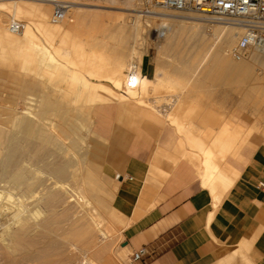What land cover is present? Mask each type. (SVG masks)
Here are the masks:
<instances>
[{"label": "rangeland", "instance_id": "rangeland-1", "mask_svg": "<svg viewBox=\"0 0 264 264\" xmlns=\"http://www.w3.org/2000/svg\"><path fill=\"white\" fill-rule=\"evenodd\" d=\"M49 3L50 6L47 5V7L50 9H48V17L49 20H51L50 23L57 25H60L61 23V25H65V20H70L68 22L73 20L71 11L67 14V11L73 7L80 8L79 12H89L91 10L90 12H95L93 13L94 16L97 12L96 17L91 18L90 16V19L89 17H86L87 13L85 14L81 12L80 15H85L83 18L86 17V20L85 22H80L75 31L77 33L79 31V34L83 37L84 41L87 40L86 42H88L90 40L89 43H96L95 48L98 50L94 49V53L97 55L100 54L101 57L109 61L114 57V52L123 47L125 52L123 56L125 67L126 65L129 66L130 64L135 63L138 68V75L140 76L141 67L142 65H145L143 73L151 77L152 80H154V83L159 82L163 84V92L161 91V94L172 96V98L178 95L185 99V101H195L199 106L200 111L203 114L210 116V126L217 129L222 123L227 122L232 125H238L241 128V134L246 138L244 143L247 142V146L252 152L256 149H264V89H261V80L259 79V77L262 78L264 75V57L255 58L252 52L253 50H251L248 57L244 59L242 63L245 64L244 67L247 72L245 71L241 74L233 73L235 75L232 74L231 77H228V80L223 73H217L216 64L214 65L215 59L213 60L212 56L204 58V53L206 52L208 45L212 42V37L208 36V33H215V31L219 30L221 27L220 25L226 24L218 21H208L206 19L209 17L201 13L174 11L163 9L158 6H150L147 4L146 0H52V2ZM59 5L63 7L65 20L54 23L52 21V16ZM90 12L88 14H90ZM99 16L100 18H98ZM162 18L165 19L160 20ZM199 18L201 20L199 23L194 24L188 22V20L195 21ZM12 20L13 17L11 14H6L4 24L7 25V23ZM16 20L21 21L26 27L27 22L24 19ZM161 23L167 24V26H160ZM80 24L82 27H79ZM80 31H82V33ZM234 32H236V36H229L231 40H229L230 43L228 42L230 47L226 48V52L224 53V56H226L227 59H229L227 54L229 49L234 46L241 35L240 30L235 29ZM36 37L41 46L47 47L40 35L38 36L37 34ZM224 38L225 37H223L222 40ZM224 40L219 46H222L226 42V39ZM29 44L30 43L23 45V49L22 46L18 50L15 49V51H13L15 53L12 52L10 53L11 55L0 49V130L7 135L11 129L17 138H20L21 136L20 128L25 117V119L30 118L33 121L37 120L35 115L38 116L41 112V103L39 102L41 100H39L38 97L41 96L43 92H46V89H85L80 82H74V80L71 79L72 72H74L73 74L77 73L76 75H81L82 77L85 76L84 78L87 80L89 79L84 73L75 70L73 67L71 68V65L68 67L69 64L66 63L65 57L69 52L66 49L57 50L55 47H48V51L50 54L52 53V58H56L54 59L56 60V68H59L57 71L55 70L57 76H54L56 79L53 80L54 76L49 77V79L48 76L46 77V74H44V68L46 66L45 60L41 57L40 52L37 51L36 53L33 45ZM120 44H123V46ZM27 48L33 50L32 57H35V60L31 57V62L34 61L33 63H31L29 59V61L24 60L26 59L24 58V55L26 57L28 52ZM16 50L18 51L17 53ZM95 50H97V52H95ZM20 53H22V55ZM70 69H72L71 72ZM66 70L67 74L66 72L64 74V71ZM58 71H60V74ZM218 74L222 76H219ZM79 76L78 78L81 77ZM57 78L59 79L57 80ZM57 81H60V83L62 82L61 85ZM56 82L57 84L55 85ZM75 83L77 85H75ZM104 83L107 85L106 82H103V84ZM99 93H101L100 95L102 96L107 94L103 89H100ZM62 95L63 94L60 93L59 97ZM107 102L108 104L103 105L104 109L116 104L115 102L117 101L109 99ZM141 103L142 102H138L135 104L163 115L172 127H174L172 119L169 116L165 117L166 112H170L174 107L169 106L167 103L166 104L169 107L165 104L162 105V103H145L144 105ZM149 104H151V106ZM60 105H62V103L59 104L57 108L58 110L55 112L45 113L44 121L41 120L43 122H39V125L47 124V126L40 125L43 130L47 127L46 135H50L51 137V134L54 135L55 133V137L52 138L55 139L53 141L58 144V146L54 145L55 143H52V145L47 144L49 145L48 147L44 143L47 146L46 147L43 145V139L41 143L40 137L36 136L35 138L38 147L34 150V153H32L31 156L34 157L35 155L43 154V152H48L51 154L48 160L53 161L54 159H57L58 162L68 163V174L63 181V184L66 185L70 193H66L67 195L65 196L67 197L70 195L72 201L69 202V206L65 204H60V206L55 205L56 211L54 210V213L48 212L47 209L49 208V203L43 201V199L47 196L45 187L50 186L49 180L51 178L45 175L44 171L40 168L34 166L31 167V157L21 165L29 171H36L35 173L33 172L32 175H29V182L42 180L43 183L44 180L46 181V179H48L45 183L48 186H45L44 184L45 187H41L43 184L38 181L41 185H39V188L36 186L34 189L35 191L33 190V192L21 195L20 189L10 188L9 183L0 180V191L6 196L2 201V205L10 207L16 198L24 204L25 210H27L30 215L26 211L23 215L28 217V222L31 228L30 240L32 242L34 241L32 247L29 248L30 250L24 248V251H22L23 249L20 251V249H18L14 251L15 254L13 253L11 255L0 249V264H82L84 261L97 263L96 261L98 260H95L92 257L93 254L91 250L80 246L78 243L77 245H68L67 242H64L63 239L57 237L51 231L40 227L43 221L48 219L49 216L55 218V221L58 219V221L66 224V221L70 218L73 211L78 217L77 218L74 215V221L77 222V219H79L77 223L86 222L85 218L83 220L84 215L88 221L89 218H91L90 215L99 217L101 224L99 227H101V230L104 229L103 231L105 233L107 231L106 234L108 235L105 240L106 242L104 240L103 242L109 245L106 246L108 247L107 251L109 252H106V256H110L109 258L111 261L108 262L109 264H133L134 262L131 260L132 251L127 248L123 249L125 246L122 245L124 239L122 236L124 224L118 217L117 213L110 207V188L112 187L113 181L108 180L101 172V159L98 157V154L100 153L101 146L104 145V140L98 135L96 126L100 113V109L98 112L99 104L86 102L79 98L75 93L69 97L68 104H63L65 105L64 109L63 106H61V109ZM161 106H166L168 109L166 108L164 112L161 111V109H156V107ZM154 108L155 110H153ZM71 111L72 114L69 113ZM64 112L68 113V116H66L67 113H65L67 118H63L67 123L65 125V127H67V132L70 131L68 134L66 133L68 138L66 135L64 137L63 135L61 136L58 129H56L55 132V130L51 128L52 125L56 127V125L59 124L58 121L61 120L58 119ZM194 123L200 129L205 125L199 120H194ZM68 124L71 126L68 127ZM70 133H72L71 136ZM58 136L60 139H58ZM182 139H184V135H182ZM55 146H57V148H55ZM3 147L4 146L0 149V161L3 158ZM187 150L189 152L191 149L187 146ZM189 159H191L194 166L198 165V157L190 156ZM199 178L201 179L200 176ZM52 182H54V180L50 183ZM88 183L91 186L88 185V187ZM42 188H45V191ZM42 193L45 194L42 195ZM80 196H84L85 199L89 200L90 205L88 208L89 210H91V207L95 208L94 210H91L94 214L91 212L90 214L86 213V211L84 212V209L82 210L79 208L81 200ZM96 197L98 198L95 199ZM93 198L94 200H101L104 203L99 205L98 201H94ZM33 204L34 206L36 204L38 208L35 206L36 209H33ZM31 208L32 210L30 211ZM68 208L71 214L68 213V215H63V209ZM77 211L79 213H77ZM64 218L66 219L64 220ZM2 221L3 219L1 218L0 235L2 233H7L10 230H14L17 227V223L14 220L11 221V219H9L6 222H4V220V223ZM33 245L35 247H33ZM17 248L18 247H16V249ZM98 262L99 264H104L103 261Z\"/></svg>", "mask_w": 264, "mask_h": 264}, {"label": "crops", "instance_id": "crops-1", "mask_svg": "<svg viewBox=\"0 0 264 264\" xmlns=\"http://www.w3.org/2000/svg\"><path fill=\"white\" fill-rule=\"evenodd\" d=\"M144 67L141 73L154 81ZM180 99L169 113L182 119L185 132L133 102L105 109L108 102L99 103L96 126L104 145L98 157L113 181L110 207L124 224L122 245L132 253L146 249L133 264H264V191L256 188L264 182V149L252 152L244 141L224 156L213 184L204 183L199 162L189 159L199 151L190 145L207 147L219 128L195 101Z\"/></svg>", "mask_w": 264, "mask_h": 264}, {"label": "bare ground", "instance_id": "bare-ground-1", "mask_svg": "<svg viewBox=\"0 0 264 264\" xmlns=\"http://www.w3.org/2000/svg\"><path fill=\"white\" fill-rule=\"evenodd\" d=\"M46 1H48V2H46ZM46 1H44V0L43 1H41V0H38V1H35V0H0V49L2 51H5V53H9V55H11L10 53L15 51V49L18 50L21 46L23 49V45L30 43L31 45H33V48L36 51V53H37V51L40 52L41 57H43V59L45 60L46 66L44 68V74H46V77L48 76V78L53 77L54 75L57 76L56 71L59 68H56V65H55L56 60H54L56 58H54V59L52 58V56H51L52 53L50 54V52L48 51L47 48L48 47L49 48L55 47L57 50L66 49L69 52V54H67V56L65 57L66 63L69 64L68 67H70V65H71V68L73 67L75 70H78V71L84 73L89 79L87 80L84 78L85 76L82 77L80 75L81 76L80 77L79 75H76L77 74L76 72H75L76 74H73L74 72H72L71 79H73L74 82H76V81L80 82V84H82V86L85 89H46L47 91L43 92V94L38 97V99L41 100V101H39L41 103V106H40L41 112H40V114L38 113L39 114L38 116L35 115L37 120L33 121L30 118L25 119L26 117L23 119V122H22L21 128H20V134H21L20 138H17L11 129L9 130L7 135H6V133H4L3 131L0 130V149L2 146H4L3 147V149H4L3 158L0 161V180L3 182L9 183L10 188L20 189L21 195H25V194H28L30 192H33V190L35 189L36 186H38V188H39V185H40L39 182L42 183V180H40V181L38 180L39 182L37 180L29 182V179H30L29 175H32L34 170L29 171L26 168H23L21 166L23 162H25L28 158L31 157V159H32L31 167L34 166L36 168H40L42 171H44L45 175H47L49 178H51L49 180L50 186L45 184L48 179H46V181L44 180L42 183L43 185L42 186L40 185V186L43 187L44 184H45V186H48V187L44 186L46 188V195L47 196L43 199V201H46L49 203V208L47 209L48 212L54 213L56 211L55 205L56 206H58V205L60 206V204L68 205L69 202H71L72 200L70 199L71 198L70 195L67 197L65 196V195L70 194V193H69V190L66 187V185L63 184V181L65 180V178L67 177V174H68V163H66V162L61 163L60 161L58 162L57 159H54L53 161L48 160L49 157L51 156V154L48 152H45V153L43 152V154H39V155L34 154L35 155L34 157L31 156L32 153H34V150L38 147L37 143H36V138H35L36 136L40 137L41 143H42V139H43V145H45V144L46 145L47 144L52 145V143H55L53 141L55 139L52 138V137H55L54 136L55 133L53 132L54 135L51 134L52 136L50 137V135H46L47 134V132H46L47 127H45V129H44L45 132L42 129V127H40V125L41 126H43V125L47 126V124L46 125L45 124L39 125V122L44 121V114L45 113L55 112L56 110H58L57 108H58L60 103H62V105H60V107L63 106V109H64L65 105H63V104H65V103L68 104L69 103V97L75 93L78 95L79 98H81V99H83L86 102H89L91 104H99V103L107 102V100H109V99L110 100L114 99L115 101H117L119 103L142 102L144 105L145 103H152V101H153V103H162V105L165 104L166 106H168L167 104H169V106L174 107V105H176V103H179V101L181 100L180 99L181 97L176 95L177 97L175 96L174 98H172V96H165V95L161 94L160 92L161 91L163 92V84L159 83V82L154 83L153 81L148 80V78H146L142 73L139 76L138 75V68H137V65L135 63H132L129 66L126 65V67H125L124 60H123V56H124L125 52H124L123 47H122V49H117L114 52V57L109 61L106 60L105 58L101 57L100 54L97 55L96 53H94L93 50L97 49V48H95L96 43H93V42L89 43L90 40L88 42H86L87 40L84 41L83 37L79 34V31H78V33L75 31H76V28L80 22H85L86 17H89V19H90V16H91V18H95L97 15V12H96V15L94 16L93 13H95V12H90L91 10L89 11L90 14H88L89 12L81 11L85 14L87 13L86 17L83 18L85 15L84 16L80 15V13H81V12H79L80 8L78 9L77 7L76 8L73 7V8H71L72 10L70 9L67 11V14H69V12L71 11L72 18H73V20L71 22H68L70 20H65V15H64V20L66 23L65 25H61L62 23L60 25L52 24V23H50L51 20H49V17H48V9L49 8L47 7V5L50 4L49 2H52V0H46ZM75 4H77V3H75ZM77 5H80V4H77ZM60 7H62V6H60ZM92 11H94V10H92ZM91 13H92V15H91ZM6 14H11V16L13 17V20L24 19L27 22L26 27L24 26V30H23L22 34L21 33L13 34L10 32L9 24L11 21H9L7 23V25L4 24L5 23L4 18H5ZM92 16H94V17H92ZM98 18H100V16ZM66 19H67V15H66ZM136 19H138V18H136ZM163 19H165V18H162L160 20H163ZM64 20H62V21H64ZM93 20H95V19H93ZM132 20H133V18H132ZM206 20L212 21L208 18ZM200 21H201L200 18L196 19L195 21L194 20L193 21L188 20V22H191L194 24L199 23ZM88 24H90V23H88ZM135 24H136V22H135ZM224 24H226V23H224ZM165 25L167 26V24H163V23L160 24V26H163V27ZM197 26H196V28H197ZM220 26L221 27L219 28V30L215 31V33H210V32L208 33L207 32L208 36L212 37V42L208 45L206 52L204 51L205 52L204 58H206L207 56H210V57L212 56L213 60L215 59V62H217V63L214 62V65L216 64L217 73L218 72L221 74L223 73V75H225V77L228 80V77H231V75L233 73H238V74L240 73L241 74V73L246 71V69L244 67L245 64H242L244 60L237 61V60H234L230 56V50L232 47L229 49V51L227 53L229 56V59H227V57L224 56L225 55L224 53L226 52V48L230 47L229 46V43H230L229 42V40H230L229 36L230 37L236 36L237 31L234 32L235 29L240 30L241 34H242V30L239 29L238 27L232 25V24H226V25H220ZM79 27H82L81 24ZM191 28H193V27H191ZM189 30H192V29H189ZM193 31H194V29H193ZM80 32L82 33V31H80ZM194 33H195V31H194ZM37 34H38V36L39 35L41 36V38L43 39V41L47 47H43L39 44V41L36 37ZM84 35H86V34H84ZM223 37H225L224 39H226V42L222 46L221 45L219 46V44H221V42L224 40V39L222 40ZM190 39H191V37H190ZM202 40H203V38H202ZM198 43H200V42H198ZM123 44H120V45L123 46ZM119 47H121V46H119ZM17 50H16V53L18 52ZM97 50H95V52H97ZM20 51H22V50H20ZM27 51H26L27 54L24 52L26 54V57L24 55V58H26L24 60L29 59L30 62H31L32 58H33V60H35L34 59L35 57H32L33 56V50L28 49ZM213 51H214V53H213ZM252 52H253L255 58L264 57V47L254 48ZM13 53H15V52H13ZM22 53H20V54L22 55ZM34 55H35V52H34ZM12 56H13V54H12ZM58 59H60V58H58ZM33 62L34 61H32L31 63H33ZM31 63H30V65H31ZM71 70L72 69H70V72H71ZM65 72L67 74V70L64 71V74H65ZM58 73L60 74V71H58ZM61 74H62V72H61ZM244 74H247V73H244ZM233 75H235V74H233ZM68 76H70V75H68ZM78 76L80 78H78ZM219 76H222V75H219ZM55 79L56 78L54 76L53 80H55ZM58 79L59 78H57V80ZM259 79L261 80L260 81L261 82V89H264V75L262 78L259 77ZM57 82L60 83V81H57ZM57 82L55 83V85L57 84ZM103 82H106L107 85H105V83L103 84ZM61 83H60V85H61ZM70 84H72V83H70ZM75 85H77V84L75 83ZM172 85H174V84H172ZM72 87H75V86H72ZM100 89H103L104 91H106L107 94H105L104 96L100 95L101 94V93H99ZM60 93L63 94L61 97H59ZM63 102H65V103H63ZM187 104H188V102H187ZM149 105L151 106V104H149ZM61 109H62V107H61ZM66 109H65V111H66ZM153 110H155V108ZM65 113H67V112H64L63 115L61 114V117H59L58 120H61V121H58L59 124H57L56 127L54 125L51 126V128L53 130H55V132H56V129H58L61 136L63 135V137L66 135V133L68 134L70 132V131L67 132V127H65V125L67 123L63 118L68 116V113H67V115ZM69 113L72 114V111ZM186 113H188V111H186ZM167 116H169L172 119V122L174 124L178 125L179 130H181L182 132L184 131V128H185L184 123H183L182 119L181 120L179 119L178 115L166 112L165 117H167ZM41 120H43V121H41ZM82 122H83V120H82ZM70 126L71 125L68 124V127H70ZM240 129L241 128L238 125L224 124L223 123L219 127L217 132L214 131L215 134L212 136V139L210 138V141L207 144L208 146L207 147L204 146L205 148H202L201 145H198L199 143L195 144L194 142H192L190 140L192 142V145H190V146H192V148H197L199 151L197 154V150H196L195 151L196 153L194 152L196 155L195 154L194 155H195V157H198V159H199L198 162L200 165V167H199L200 169H198V170H201V173H202V176L204 179V183L213 184L212 177H213L214 173L216 171H218L223 166L222 161H224V156L227 155L228 153H231V152L235 153L238 150V148L241 146V144L246 140V138L241 134ZM193 130H190L191 133H193L192 132ZM49 131H51V130H49ZM188 132H189V130H188ZM200 133H202V132H200ZM71 134L72 133H70V136H71ZM208 135H206V136H208ZM198 136H199V134H198ZM66 137H67V135H66ZM190 137H192V136H190ZM58 139H60L59 136H58ZM193 141H194V139H193ZM59 144H60V142H59ZM49 145H47V146L49 147ZM54 145L58 146V144H56V143ZM57 146H55V148H57ZM58 148H60V147H58ZM41 149H43V148H41ZM53 150H55V149H53ZM66 150H67V148H66ZM49 151H50V149H49ZM192 152H193V150H192ZM199 154H200V156H199ZM52 180H54V182L50 183ZM47 184H48V182H47ZM88 185H90V184L88 183L87 186ZM45 188H42V189L44 190ZM90 193H91V191H90ZM43 194H45V193H42V195ZM93 196H96V195H93ZM5 198H6V196L2 194V191H0V217L3 219V221L5 220L4 222H6L9 219H11V221L14 220L17 223V227L14 230H10L9 232L2 233L0 235V243H1L0 249L4 250V252L11 255L14 253V251H16L18 249H20V251L23 249L22 251H24L25 250L24 248H26V250L31 248L32 243H34V241L32 242L30 240L31 228H30V225L28 222V217L23 215V213L25 211L27 212V210H25L24 204L21 203L18 200V198H16L12 202V205L10 207L3 206L2 201ZM97 198L98 197H96L95 199H97ZM80 199L81 200L79 203V208H81L82 210L84 209V212L86 211V213L90 214L91 210H94L95 208L91 207V210H89V208H88V206L90 205L89 200L85 199L84 196H80ZM93 200H94V198H93ZM94 201H98L99 205L101 203H104L101 200H94ZM95 203H97V202H95ZM65 205H63V206H65ZM33 206H34V204H33ZM35 206H36V204H35ZM35 206L33 207V209L35 208ZM36 208H38V207L36 206ZM64 208H66V207H64ZM69 208L63 209V211H62L63 215L64 214L68 215V213L71 214L69 211ZM31 210H32V208L30 209V211ZM34 212H35V210H34ZM84 212H82V213H84ZM32 213H33V211H32ZM77 213H79V212L77 211ZM86 213H84V214H86ZM92 214H94V212ZM74 215H75V213L73 211L72 214L70 215L69 219L66 217L68 219L66 221L67 222L66 224L58 221V219L55 221L54 220L55 218H53L52 216L51 217L49 216L48 219L43 221V223H42V225H40V227L42 229H47V230L51 231L57 237H60L61 239H63L64 242H67L68 245L69 244H72V245L76 244L77 245V243H78L80 246L85 247L88 250H91V252L93 254L92 257L95 260H98L100 262L103 261L104 264H109L108 262H111L110 258H109L110 256L109 257L106 256V252L109 253L107 251L108 247H106L108 244H105V242H106L105 240L107 239L108 235L106 234L107 233L106 230H105L106 231V233H105L103 231L104 229L103 230L100 229L101 227H99V225H101V224H100L99 217L90 215L91 218H89V221H88L86 216L84 215L85 217L83 216V220L85 218L86 222L77 223L79 221V219H77L78 220L77 222L74 221ZM95 215H97V214H95ZM81 216H82V214H81ZM81 216H80V218H81ZM87 216H88V214H87ZM1 218H0V221H1ZM66 218H64V220ZM103 240L105 242H103ZM102 242H103V244H102ZM34 245H33V247H35ZM16 247H18V248L16 249ZM59 249H61V248H59ZM123 249H126V248H123ZM98 261H96L97 263H92V261H89V262L91 264H99ZM89 262H86V263H89Z\"/></svg>", "mask_w": 264, "mask_h": 264}, {"label": "built area", "instance_id": "built-area-1", "mask_svg": "<svg viewBox=\"0 0 264 264\" xmlns=\"http://www.w3.org/2000/svg\"><path fill=\"white\" fill-rule=\"evenodd\" d=\"M146 2L150 6L163 9L201 13L212 21L238 27L242 34L230 50V56L234 60H244L254 48L264 47V0H146ZM60 6L52 16L54 23L64 20L65 13ZM9 30L13 34H19L24 30V24L12 20ZM256 188L264 191V182L257 183ZM146 254V249L141 248L132 253L131 260L143 261ZM82 264L88 263L84 261Z\"/></svg>", "mask_w": 264, "mask_h": 264}, {"label": "water", "instance_id": "water-1", "mask_svg": "<svg viewBox=\"0 0 264 264\" xmlns=\"http://www.w3.org/2000/svg\"><path fill=\"white\" fill-rule=\"evenodd\" d=\"M123 246H125V244Z\"/></svg>", "mask_w": 264, "mask_h": 264}]
</instances>
